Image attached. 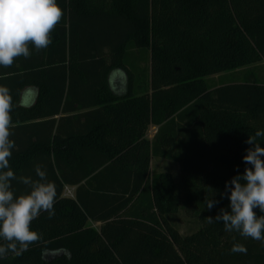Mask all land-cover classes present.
<instances>
[{
  "label": "trees",
  "instance_id": "16d2710c",
  "mask_svg": "<svg viewBox=\"0 0 264 264\" xmlns=\"http://www.w3.org/2000/svg\"><path fill=\"white\" fill-rule=\"evenodd\" d=\"M57 4L63 15L52 43L39 51L29 44L28 58L0 66L13 106L10 167L34 180L36 165L46 171L55 216L34 219L42 240L0 264H264V244L206 219L230 211L225 183L250 167L245 141L264 130V84L248 74L218 86L207 79L264 62V0ZM140 60L151 71L147 90L109 87L112 73L133 82ZM151 124L161 126L153 142ZM257 142L264 147V137ZM153 158L178 164L180 184L171 172L152 174ZM11 183L16 196L30 191ZM68 186L77 187L75 199L64 197ZM212 198L219 203L209 211ZM182 210L200 225L186 235L168 219ZM233 243L246 254L232 253Z\"/></svg>",
  "mask_w": 264,
  "mask_h": 264
},
{
  "label": "clouds",
  "instance_id": "9594fccd",
  "mask_svg": "<svg viewBox=\"0 0 264 264\" xmlns=\"http://www.w3.org/2000/svg\"><path fill=\"white\" fill-rule=\"evenodd\" d=\"M63 12L57 0H0V66L10 67L18 56L28 58L31 53L29 44L37 51L47 48L51 43L50 33L60 22ZM12 97L6 87L0 86V259L9 253L20 255L31 244L42 240V234L31 229L32 221L46 212L48 218L55 216L54 203L57 189L54 182L47 180L46 171L40 165L35 166L39 179L19 176L10 167L15 142L9 137L13 121ZM264 137V130H257L245 143L251 145L243 157L250 167L243 174H237L225 183L226 196L230 201L229 210L221 208L207 222H223L226 232H237L244 239H253L264 244V147L257 142ZM19 180L29 186L30 191L16 196L12 190V181ZM210 211L218 200H206ZM258 210V211H257ZM232 253L246 254L243 244L233 243Z\"/></svg>",
  "mask_w": 264,
  "mask_h": 264
},
{
  "label": "crops",
  "instance_id": "0c3cea01",
  "mask_svg": "<svg viewBox=\"0 0 264 264\" xmlns=\"http://www.w3.org/2000/svg\"><path fill=\"white\" fill-rule=\"evenodd\" d=\"M150 72L151 71H150L149 67L144 62H142L140 60L138 62V65L135 67V80L133 82H130L128 77H125L124 75H122L119 72L118 73H112V75L110 76L109 87L114 91L117 90L119 93H124V94H126L130 90V87H132L131 91L134 94L138 95L139 92L141 90H143L144 88H146V90H147V86L149 85V79L151 78ZM214 77L221 79V78H225V75L220 74V75L213 76L212 78H214ZM142 79H143V81H142ZM150 94H151V92H150ZM59 118H60V116L57 117V119H59ZM124 118H125L124 123L126 125L130 121L129 115H125ZM187 118H189V117L185 116V120L184 119L183 120L182 119L181 120L176 119L178 121V126H179L178 128H181L182 130H184V128L187 127L186 123L189 121V119H187ZM92 121L93 120L91 119V121L89 120V123H87V126H86L87 131H89L91 128L94 129V127H96V125L92 126V124L90 123ZM82 124H83V122H79V126H82ZM160 128H161V126H156L154 124H151L148 128L147 133H146V139L149 140L150 142H153L155 140V137L158 134ZM187 129H189V128H187ZM102 130L104 131L105 134H107V132H111V133L116 134V132L111 127L104 126L102 128ZM123 132L125 134H128V132H130V126L129 125L124 126ZM155 163L157 165L159 163H163V164L164 163H171V164L178 165L176 163H173L172 161H168V160H165L162 158H153L151 161L152 174L157 173V172H171L173 174L171 169L161 170L160 168H157V167L155 169V166H156ZM173 176H174V174H173ZM76 191H77V187L68 186V187H66V189L64 191V197H69V198L75 199L76 198ZM99 202H100V204H104V201H99ZM89 226L91 228L99 231L101 229V227L103 226V222L90 221Z\"/></svg>",
  "mask_w": 264,
  "mask_h": 264
},
{
  "label": "rangeland",
  "instance_id": "374dc122",
  "mask_svg": "<svg viewBox=\"0 0 264 264\" xmlns=\"http://www.w3.org/2000/svg\"><path fill=\"white\" fill-rule=\"evenodd\" d=\"M245 74H248L251 78H255L260 83L264 84V62L240 70L237 72V74H225V78L219 79L210 77L207 80L210 86H218L220 83L229 84L233 82H242L244 79L241 78V76ZM156 167L160 168L161 170L171 169L174 174L176 183L178 185L180 184L179 175L181 170L179 165L171 163H159L158 165L156 164L155 169ZM168 219L170 220L171 224L179 229L180 232L184 235L190 234L200 226L197 219H194L193 217L187 215L183 210L179 212L177 216L172 215L169 216Z\"/></svg>",
  "mask_w": 264,
  "mask_h": 264
}]
</instances>
